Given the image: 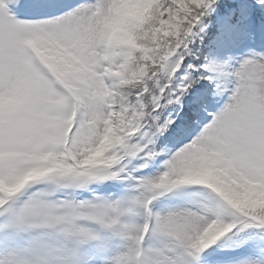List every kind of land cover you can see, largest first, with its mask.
Listing matches in <instances>:
<instances>
[{
	"label": "snow or ice",
	"instance_id": "6c2138e0",
	"mask_svg": "<svg viewBox=\"0 0 264 264\" xmlns=\"http://www.w3.org/2000/svg\"><path fill=\"white\" fill-rule=\"evenodd\" d=\"M33 2L0 0V264H93L95 257L82 248L101 241V233H107L101 254L113 240L122 241L103 264H213L220 238L264 232V205L237 198L264 193V53L236 66L207 57V63L184 66L216 0H158L149 27L156 32L154 52L147 57L143 48L104 39L103 21L113 16L114 0H80L74 7L46 0L50 15L21 18L18 11L28 12ZM129 57L145 65L134 80L124 74L136 71ZM197 68L204 72L194 80L188 69ZM200 79L227 89V103L169 153L162 171L127 172L121 161L154 158L155 139L185 134L186 122L161 120L157 110L163 98L179 103ZM93 153L101 154L93 159ZM204 171L215 179H201ZM120 179L133 183L116 198L57 195ZM185 187L203 198L152 207ZM21 234L32 239L19 244ZM236 264H264V255Z\"/></svg>",
	"mask_w": 264,
	"mask_h": 264
},
{
	"label": "rangeland",
	"instance_id": "374dc122",
	"mask_svg": "<svg viewBox=\"0 0 264 264\" xmlns=\"http://www.w3.org/2000/svg\"><path fill=\"white\" fill-rule=\"evenodd\" d=\"M67 1H68V3L73 2V1H70V0H67ZM67 1H64L63 3L67 4ZM125 2H127V0H125ZM132 2L139 3V4H145L147 2V0H132ZM40 5H41V7H43V11H45V9H44L45 6L49 7L48 4L45 5V0H41ZM36 7H38V5ZM72 7H74V6H72ZM49 10H50V8H49ZM259 33H261V32H259ZM240 40H241V38H240V36H238L236 38V40L235 39L232 40L231 43H229V44H225L224 43L223 45H219L216 48L214 47L213 55L211 56L210 60H213V61H215L216 63H219V64H224L226 66H232V61L238 56L239 53H241V49H240L241 46L238 47ZM113 42H115L118 46L122 45L118 41H113ZM236 46L239 49L236 48ZM260 52H255V53H260ZM250 55H248V56H250ZM248 56H245V57H248ZM223 91H225V95H229L230 96V93L227 91V89H225ZM223 91L218 90L217 86L215 85V88H214V91H213V94H212V98H211V100H209L210 103L214 102L218 98V96L220 95L219 93H222ZM208 103L209 102H207L206 105H203V108H202V112L206 113V116L208 114L207 112L209 111L208 110L209 109ZM205 106H206V108H205ZM206 116L197 120V126H201L202 125L201 123H205L206 122ZM186 137L189 138L190 136L186 135ZM99 155H100V153H93L92 157H93V159H97ZM162 170H163V168L161 169V171ZM206 172H208V171H204L202 173L204 174ZM153 175H155V174H153ZM204 175L206 176V175H210V174L207 173V174H204ZM130 182L131 183H130L129 186H122L121 187V188H123V191H122L123 194L121 193L122 196L126 195L127 192L129 191V189L131 188L133 181L130 180ZM66 190H67V188L60 190L57 193V195L62 196L63 198H68V196L66 194ZM97 191L98 192H96V194H99V195L109 196L110 198L118 197V196L113 195L110 191H108V186L107 185H104L103 187L98 188ZM80 195H83V194H81V192H80L78 194V197ZM84 195L85 196H91L92 194L91 193H84ZM166 198L168 199V202L167 203H163L162 208L160 210H165V209L173 208V207L186 206L192 201H196V200L202 199L203 198V194H198L196 192L195 193H189L186 188H181V189H179L177 191H173ZM138 218L139 217H137V219ZM103 234H106V235H103ZM25 235L26 236H23L20 239V241L31 240L32 239V236L30 234H25ZM105 239H107V233H102L101 234V241H103ZM101 241H94L95 243L92 246H89V244L83 245V248H82L83 253L86 256H94L95 257L94 260H93V264H103V262L106 261L107 258L109 256H111V254L114 253L118 249V247L121 245V243H122V241H120L119 239L113 240L115 242V244L110 247V251L101 254V253H99L97 251ZM260 244H264V241L256 242L253 239H251V240L245 241V243H243V244H240V243L236 244V242L232 240V237L229 236V238H227L223 243H221L219 246L215 247V251L213 252V254L224 253L226 251H233V250L241 249L243 246L244 247L248 246V247L253 248L252 250H254L253 255L251 254L250 258H257V257H260L261 255H264V246L260 247L259 246Z\"/></svg>",
	"mask_w": 264,
	"mask_h": 264
},
{
	"label": "trees",
	"instance_id": "16d2710c",
	"mask_svg": "<svg viewBox=\"0 0 264 264\" xmlns=\"http://www.w3.org/2000/svg\"><path fill=\"white\" fill-rule=\"evenodd\" d=\"M253 3H256V0H216V6L213 12L203 19V30L197 32V34L193 38V42L189 46V55L185 57L184 66L186 67V65L189 63L194 65H198L200 63L198 62L199 58L206 55L204 42H206V39L210 37L209 33H212L217 29L218 23L224 17L228 9H232L243 5L250 6ZM153 4L158 5V0H152L150 3H148V5H153ZM153 19L154 18L151 15V7H149L146 11H144L142 17L139 16V18H134L127 27V29L135 33L132 43L144 49L145 57H147L149 53L154 52L153 44L155 43L156 32L150 33L149 29H145L143 26L145 24H151ZM150 34L152 38L151 41L149 42L148 37ZM142 41L144 43H142ZM132 64L136 65V70L138 68L142 67L143 69L145 67L143 63H137V59L135 57L132 58ZM199 71H201L199 68H197L196 70L188 69L191 78L194 80L196 77L192 75L197 73L198 76ZM201 73L202 72H200V74ZM136 75L137 73L131 69L129 72L130 79L132 78L133 80L134 76ZM180 75H183V68L180 70ZM199 81H204V79L197 80L195 83H193L190 89L187 92H185V94L181 97L179 103H175V102L170 103L172 106H174L175 109H177V111L181 109V106L185 108L188 107L187 102L189 98L187 97L188 96L191 97L192 93H194L195 88L200 86ZM167 104H168L167 98H163L161 100V107H160V111H162L161 113H165V114L167 113L166 112ZM238 200L243 204L251 205V206L264 205V198L257 197V193L255 191L245 192L243 195H240V197H238Z\"/></svg>",
	"mask_w": 264,
	"mask_h": 264
},
{
	"label": "clouds",
	"instance_id": "9594fccd",
	"mask_svg": "<svg viewBox=\"0 0 264 264\" xmlns=\"http://www.w3.org/2000/svg\"><path fill=\"white\" fill-rule=\"evenodd\" d=\"M115 11L111 18L103 21L102 25V35L106 41H122L125 43H130L133 40L135 33L131 30L123 27V19L127 16L140 15L142 17L144 11L151 7V15L155 18L158 14V6L156 4H139L132 2V0H114ZM154 19L152 20V22ZM145 29H149L150 24H145L143 26ZM151 34L148 37V41H151ZM142 43H144L142 41Z\"/></svg>",
	"mask_w": 264,
	"mask_h": 264
}]
</instances>
